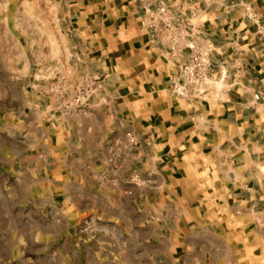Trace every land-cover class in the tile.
Wrapping results in <instances>:
<instances>
[{"label": "crops", "instance_id": "crops-1", "mask_svg": "<svg viewBox=\"0 0 264 264\" xmlns=\"http://www.w3.org/2000/svg\"><path fill=\"white\" fill-rule=\"evenodd\" d=\"M217 1L203 25L214 59L241 63L228 66L216 101L171 94L173 63L149 43L139 0H53L70 60L37 86L22 80L43 110L26 119L43 142L23 171L53 185L61 210L101 223L124 264H264V0ZM233 2L251 9L261 34L220 7ZM65 73L69 86L99 88L61 111Z\"/></svg>", "mask_w": 264, "mask_h": 264}, {"label": "rangeland", "instance_id": "rangeland-1", "mask_svg": "<svg viewBox=\"0 0 264 264\" xmlns=\"http://www.w3.org/2000/svg\"><path fill=\"white\" fill-rule=\"evenodd\" d=\"M52 1L0 0V264H124L122 248L108 245V232L101 223L85 214L70 213L65 207L61 210L63 205L55 202L53 185L39 182L38 174L29 177L22 169L25 156H36L43 142L37 126L28 125L26 120L31 114L42 115L38 102L27 99V94L38 88H27L22 80L31 75L37 86L44 78H53L54 71L48 68L70 60L68 40L57 26ZM199 2L202 6L187 0L169 3L201 11L195 23L213 45L203 26L204 16L218 1ZM220 7L225 12L239 11L261 34V23L245 4L233 2ZM240 61L228 60V66ZM29 64H33L30 73L26 70ZM66 78L67 73L57 106L61 111L74 105L76 86L64 83ZM49 101L53 108V100ZM116 148L110 152L111 165L120 156ZM113 238L117 239V234L113 233Z\"/></svg>", "mask_w": 264, "mask_h": 264}, {"label": "built area", "instance_id": "built-area-1", "mask_svg": "<svg viewBox=\"0 0 264 264\" xmlns=\"http://www.w3.org/2000/svg\"><path fill=\"white\" fill-rule=\"evenodd\" d=\"M139 1L149 43L164 51L173 63L171 94L185 101H216L227 86L228 59H214L213 45L195 23L201 11L165 0ZM98 88L87 81L76 86L74 105L85 104ZM259 99L258 94L253 95L254 101ZM128 144L134 147L136 142L128 137Z\"/></svg>", "mask_w": 264, "mask_h": 264}]
</instances>
